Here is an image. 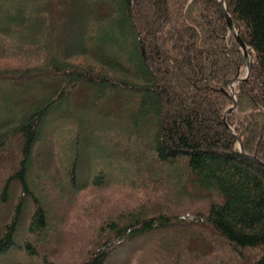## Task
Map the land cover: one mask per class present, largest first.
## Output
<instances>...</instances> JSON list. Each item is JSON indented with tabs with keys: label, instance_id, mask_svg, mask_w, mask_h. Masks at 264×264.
<instances>
[{
	"label": "trees",
	"instance_id": "16d2710c",
	"mask_svg": "<svg viewBox=\"0 0 264 264\" xmlns=\"http://www.w3.org/2000/svg\"><path fill=\"white\" fill-rule=\"evenodd\" d=\"M143 6L148 13L136 9ZM229 10L254 59L250 76L236 86L238 108L227 120L246 154L222 120L233 100L221 86L228 90L245 59L219 0H0V25L9 29L0 26V36L17 39L7 44L16 55L0 57V78L41 79L38 83L50 89L32 98L20 119L0 116V209L6 211L0 256L16 246L23 216L30 236H46L50 215L31 185H52L41 166L51 161L52 151L42 157L37 150L52 141L48 127L65 117L85 127L72 134L68 174L74 184L86 160L84 140L104 127L116 139L111 146L120 158H128V144L146 149L148 156L136 158L144 168L142 187L177 199L173 184L186 200L178 212L144 209L105 221L80 264L114 262L121 245L190 222L210 231L237 259H246L243 264H264V0H229ZM15 91L0 89V108L13 107ZM68 101L82 113L68 109ZM97 117L107 121L100 124ZM7 143L15 147L9 153ZM164 169L162 178L150 176ZM105 171L91 176L88 170L84 184L90 179L102 186ZM194 202H200L196 210ZM187 234L178 233L174 243L171 233L163 245L175 255ZM19 247L37 253L28 239ZM247 250L258 255L248 259Z\"/></svg>",
	"mask_w": 264,
	"mask_h": 264
},
{
	"label": "rangeland",
	"instance_id": "374dc122",
	"mask_svg": "<svg viewBox=\"0 0 264 264\" xmlns=\"http://www.w3.org/2000/svg\"><path fill=\"white\" fill-rule=\"evenodd\" d=\"M136 9L148 13L145 6ZM0 26H4L5 30L8 29L5 24ZM7 31L9 32V29ZM7 39L0 36L2 61L8 60L7 57L14 56L17 52L16 49L7 45L12 44L13 39H17L14 37ZM123 39L129 41V35L123 34ZM250 58L253 64L254 59L252 56ZM2 61L0 60V63ZM17 61L19 62V60ZM245 74L246 64L242 68L240 77H244ZM39 80L41 79L35 78L20 82L14 76L0 78V89L4 91L16 90V93L10 98L13 107L5 110L0 108V116L18 120L22 117L23 110L29 107L32 98H38V95L42 93H49V87H43L42 83H38ZM238 84L240 83L234 86L235 89ZM67 108L78 111V114L82 113V109L77 107L75 101H68ZM63 118V120L56 119L55 123L48 127V130L51 131L52 141L46 140L47 142L45 141L43 146L37 150L40 151L42 157L46 156L47 150L52 151L51 161L41 163V166L47 167L42 176L48 178L52 185L50 182L46 187L31 185L36 197L44 203L45 209L50 215L46 236L39 239L30 236L26 232V217L23 216L19 224L17 244L0 256V264H80L99 241V230L105 221L111 218L115 219V217L117 219L119 215L126 213H137L144 209L169 207L172 212H178L185 207L186 200L180 197L176 185L170 184V187L176 190L177 199L170 196L162 199V195L156 194L151 188L142 187L140 179L142 180L144 177L142 173L144 168L139 167L140 164L136 158L140 154L148 156L146 149L136 143L128 144V158H120L118 156L119 149L111 146V141L116 139L106 132L104 127L101 129V134H95L84 140L81 154L86 160H81V172L76 178L78 183L74 184L68 174L69 164L73 162L74 155L73 146H71L73 144L72 134L76 127L77 131L80 128L85 129V127L80 124L76 126V122L70 118ZM95 121L104 124L107 118L97 117ZM12 148L14 150V144L7 143L6 152L9 153ZM142 161L145 162L146 159ZM134 162L137 164L136 169L132 168L135 166ZM104 167H107V171H105L106 178L102 186L92 185L90 179L84 184L88 170L93 176ZM166 170L173 177L175 176L172 166H167ZM164 171L165 169L157 173L151 171L150 176L157 175L158 178H162ZM34 173H36V167L31 172V174ZM57 179L60 182L57 183V193H54L53 187ZM27 204L30 209L31 202L28 199ZM199 206L200 202H194L191 207L196 210ZM4 212L6 211L0 209V220ZM182 232L188 233V241L180 242V252L173 255L172 251L163 245L164 241L172 233V237L168 240H173L175 243L177 234H182ZM26 239L34 247L36 255L33 256L20 249L19 246H23ZM117 251L119 252L117 260L107 264H226L230 259H234V264H243L246 260L237 259L210 231L192 222L183 227H175L173 232L153 231L146 236L128 242L127 246L121 245ZM243 254L248 259L258 255L256 251L249 250Z\"/></svg>",
	"mask_w": 264,
	"mask_h": 264
},
{
	"label": "water",
	"instance_id": "95a60500",
	"mask_svg": "<svg viewBox=\"0 0 264 264\" xmlns=\"http://www.w3.org/2000/svg\"><path fill=\"white\" fill-rule=\"evenodd\" d=\"M219 3H220L222 11L224 13V16L226 18L228 30H229L230 34H232L235 37L240 49L242 50L243 55H244V59H245V64H246V74L244 77H240V74H238L234 79L231 80L230 85L228 86V90H225V88H224L225 84H223L221 86V90L225 91L229 95V97L233 100V104L225 110L223 117H222V120L225 124V127H226L228 133L237 138L239 150L243 154H246L244 151V147H243L242 140H241L240 136L236 133L235 128L231 127L228 124L227 120H228L229 114L238 108V102H237L234 86L237 83L245 82L248 79L250 72H251V68H252L253 64H252V59L250 58L249 52H248L250 50V47L242 40L239 30L236 28V26L234 24L233 18L231 16V13L229 10V0H219ZM252 158L256 160V158H254V157H252Z\"/></svg>",
	"mask_w": 264,
	"mask_h": 264
}]
</instances>
